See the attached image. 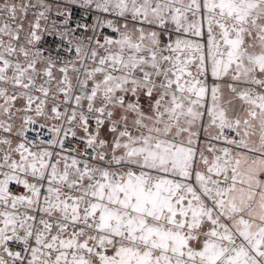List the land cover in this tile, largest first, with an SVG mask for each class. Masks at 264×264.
<instances>
[{"label":"snow or ice","instance_id":"1","mask_svg":"<svg viewBox=\"0 0 264 264\" xmlns=\"http://www.w3.org/2000/svg\"><path fill=\"white\" fill-rule=\"evenodd\" d=\"M0 264H264V0H0Z\"/></svg>","mask_w":264,"mask_h":264}]
</instances>
